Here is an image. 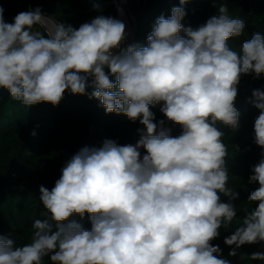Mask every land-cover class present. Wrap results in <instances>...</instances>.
<instances>
[{
	"label": "clouds",
	"instance_id": "clouds-1",
	"mask_svg": "<svg viewBox=\"0 0 264 264\" xmlns=\"http://www.w3.org/2000/svg\"><path fill=\"white\" fill-rule=\"evenodd\" d=\"M187 2L156 19L146 46L126 45V25L113 17L74 28L36 7L7 22L0 6V89L13 100L55 107L67 90L143 126L135 144L105 139L81 148L51 190L41 185L45 218L33 221L29 243L0 234V264H45V257L51 264H231L212 243L237 217L240 195L228 187V149L217 123L239 128L238 85L242 76H264V36L255 33L234 51L228 41L243 35L245 22L229 16L227 0L195 29L182 24ZM161 102L180 135L154 122L150 106ZM250 103L259 110L254 143L261 152L248 179L258 187L247 201L256 206L224 238L232 257L241 246H264V91L254 89ZM74 216L87 217L90 229ZM248 258L264 261V252Z\"/></svg>",
	"mask_w": 264,
	"mask_h": 264
},
{
	"label": "trees",
	"instance_id": "trees-1",
	"mask_svg": "<svg viewBox=\"0 0 264 264\" xmlns=\"http://www.w3.org/2000/svg\"><path fill=\"white\" fill-rule=\"evenodd\" d=\"M136 2L137 39L135 43L146 46L147 36L151 33L158 17L171 16L173 7H180L179 0H129ZM99 4V10L94 8ZM4 9V19L12 22L16 14L28 9L40 7L50 14L58 23L70 24L79 28L97 15L117 19L108 0H0ZM220 0L214 5L213 0H188L183 5L186 15L182 20L185 27L197 28L217 15ZM229 16L240 18L245 22L242 36L228 41L229 47L239 52L244 40L251 39L253 34L264 36V0H227ZM45 34L44 28L38 30ZM183 35V33H181ZM264 91V76L254 79L251 75L242 76L238 85V96L235 107L240 113L239 128L234 131L222 123H217L225 136L223 142L228 149L226 168L229 173L228 187L239 192L236 204L237 217L230 227L221 229L219 238L212 241L222 249L223 258L231 264H264L261 260L248 258L253 252H264V246L251 244L241 246L235 257L228 256L231 250L224 244V238L234 231L243 220L244 209L251 210L256 205L249 204V193L258 187L249 184L252 167L260 159L261 149L254 143V123L259 110L252 103V91ZM89 93L92 89L87 90ZM163 102L150 106L155 115L154 122L164 120V127L170 129V135L178 136L182 127L167 121L160 112ZM143 126L139 121H131L124 114L106 113L97 99L88 95H73L66 90L58 106L47 102L25 107L13 100L8 94L0 97V234L10 235L17 243H29L35 219H44L45 211L39 197L41 185L51 190L61 176L65 163L85 146H100L105 139L116 140L119 144H135L139 139L138 128ZM35 131L36 135L31 133ZM142 155L144 150L141 149ZM221 200L228 198L221 194ZM86 229L91 224L87 217L80 220ZM55 226L53 231H55ZM45 264L51 261L45 257Z\"/></svg>",
	"mask_w": 264,
	"mask_h": 264
},
{
	"label": "water",
	"instance_id": "water-1",
	"mask_svg": "<svg viewBox=\"0 0 264 264\" xmlns=\"http://www.w3.org/2000/svg\"><path fill=\"white\" fill-rule=\"evenodd\" d=\"M109 3L111 4V6L113 7L115 13H117V19H120L119 18V14H118V8H117V5L115 4V2L113 0H108ZM120 5L124 11V14L129 18L131 19L132 15V12L131 10L129 9L128 5L121 1L120 0ZM45 16H47L52 22H56L58 23L50 14H48L47 12H44ZM134 28H133V39H132V43H135L136 42V39H137V21H136V16L134 15ZM110 79H114V77H110ZM91 89V88H90ZM8 91L5 90V89H0V97L4 98L8 95Z\"/></svg>",
	"mask_w": 264,
	"mask_h": 264
},
{
	"label": "bare ground",
	"instance_id": "bare-ground-1",
	"mask_svg": "<svg viewBox=\"0 0 264 264\" xmlns=\"http://www.w3.org/2000/svg\"><path fill=\"white\" fill-rule=\"evenodd\" d=\"M114 2H115V4L117 5V8L118 9H122V7H121V5H120V0H113ZM121 1H123L124 2V0H121ZM122 11H123V9H122ZM118 14H119V18H120V20H122L124 23H125V25H126V31H128L127 30V28L129 27V28H131V32H132V35H133V28H134V20H135V18H134V15H132V17H131V19H129L125 14H124V11H123V14L121 15V13H120V11H118ZM133 14V13H132ZM50 20V19H49ZM51 21V20H50ZM132 39H133V36H132ZM132 39L131 40H127L126 41V45L127 44H131L132 43Z\"/></svg>",
	"mask_w": 264,
	"mask_h": 264
},
{
	"label": "rangeland",
	"instance_id": "rangeland-1",
	"mask_svg": "<svg viewBox=\"0 0 264 264\" xmlns=\"http://www.w3.org/2000/svg\"><path fill=\"white\" fill-rule=\"evenodd\" d=\"M124 2L128 5V7H129V9L131 10V12L136 16V14H135V12H136V10H137V3L136 2H132V1H129V0H124ZM41 27V26H40ZM43 28V27H42ZM36 30H38V26H36L34 29H33V31H36ZM127 32H128V38H127V40H131L132 39V30H131V28H127ZM126 40V41H127Z\"/></svg>",
	"mask_w": 264,
	"mask_h": 264
},
{
	"label": "built area",
	"instance_id": "built-area-1",
	"mask_svg": "<svg viewBox=\"0 0 264 264\" xmlns=\"http://www.w3.org/2000/svg\"><path fill=\"white\" fill-rule=\"evenodd\" d=\"M6 21V20H5Z\"/></svg>",
	"mask_w": 264,
	"mask_h": 264
}]
</instances>
